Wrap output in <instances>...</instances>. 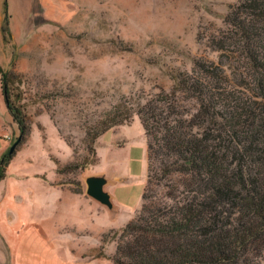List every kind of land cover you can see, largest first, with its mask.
Segmentation results:
<instances>
[{
	"label": "rangeland",
	"instance_id": "obj_1",
	"mask_svg": "<svg viewBox=\"0 0 264 264\" xmlns=\"http://www.w3.org/2000/svg\"><path fill=\"white\" fill-rule=\"evenodd\" d=\"M237 1L61 0L50 10L10 0L7 11L13 33L4 40L0 28V65L9 74L11 98L21 105L30 132L0 181V223L12 215L7 208L42 206L50 214L88 220L87 242H91L100 239L95 226H101V219L103 226L107 220L109 232L133 218L141 206L147 169L146 138L137 115L102 134L94 144L97 162L74 171L70 164L92 157L86 150L84 127L118 103L139 109L156 106L162 96L167 102L158 105L167 115H203L199 103L179 90L172 78L179 71H201V64L220 73L223 69L221 79L212 82L248 99L251 81L240 47L219 46L221 39L233 34L228 17ZM8 122L0 97V125L11 137L1 139L0 152L5 143L4 152L8 151L17 137L15 124ZM88 176L104 178L110 205L90 196L98 202L84 206L51 182L56 179L62 188L86 193ZM113 238L111 233L100 243L110 264L117 243ZM29 247L30 256L44 250L33 239Z\"/></svg>",
	"mask_w": 264,
	"mask_h": 264
},
{
	"label": "trees",
	"instance_id": "obj_2",
	"mask_svg": "<svg viewBox=\"0 0 264 264\" xmlns=\"http://www.w3.org/2000/svg\"><path fill=\"white\" fill-rule=\"evenodd\" d=\"M1 27L11 34L6 0ZM231 36L219 46L240 47L251 90L248 99L217 83L212 65L172 75L179 90L203 115H167L156 106L113 105L85 126L88 155L74 171L97 162L95 142L108 129L137 115L146 138V179L141 206L119 229L101 235L117 239L113 264H261L264 256V0H238L229 12ZM205 73V76L202 74ZM208 76V77H207ZM0 65V90L18 128L15 148L0 156V180L30 132L27 116ZM212 79L216 81L212 82ZM245 87L243 84H239ZM259 100V101H258ZM223 102V104H222ZM165 107V106H164ZM14 143V142H13ZM10 149V148H9ZM60 173L58 161L54 162ZM104 255L103 245L97 248Z\"/></svg>",
	"mask_w": 264,
	"mask_h": 264
},
{
	"label": "crops",
	"instance_id": "obj_3",
	"mask_svg": "<svg viewBox=\"0 0 264 264\" xmlns=\"http://www.w3.org/2000/svg\"><path fill=\"white\" fill-rule=\"evenodd\" d=\"M5 0H3L4 3ZM27 4L31 2L34 8L44 7L52 9L58 1L61 0H25ZM10 0H7L9 4ZM2 3V4H3ZM52 14V13H51ZM4 9L2 16L3 25ZM10 29V26H9ZM10 32L11 29H10ZM13 33V32H12ZM0 97L4 103L5 109L9 114V120L15 124L14 134H18V128L9 113L4 98L0 90ZM11 122H8L10 124ZM11 125H9L10 127ZM6 127L0 125V141L1 139L9 141L11 139L8 132H5ZM8 136V137H5ZM6 144V143H5ZM0 152V156L4 153L6 145ZM56 178V176H54ZM4 179V178H3ZM2 179V180H3ZM0 180V181H2ZM56 179L51 180L58 190L66 196L78 200L82 205H93L98 201H94L85 192H73L69 189L62 188L55 184ZM108 189L105 187L104 190ZM95 202V203H94ZM12 212V215L7 217V222L0 223V264H110L107 251L104 255H99L94 249H97L101 243V235L106 231V225H96L97 235L99 240L88 241V232L91 230L87 227L89 221L83 219L81 222L71 218L69 215L59 213H51L48 209L37 206L32 209H6ZM90 212V211H89ZM92 215V213H90ZM93 225V221H91ZM35 243L42 244L43 252H33L31 256L27 253L30 248V240Z\"/></svg>",
	"mask_w": 264,
	"mask_h": 264
},
{
	"label": "water",
	"instance_id": "obj_4",
	"mask_svg": "<svg viewBox=\"0 0 264 264\" xmlns=\"http://www.w3.org/2000/svg\"><path fill=\"white\" fill-rule=\"evenodd\" d=\"M16 144L17 141H15L10 146L9 150L12 151L15 148ZM104 183L105 180L101 176H88L86 178V193L99 202L110 205V195L107 191L104 190Z\"/></svg>",
	"mask_w": 264,
	"mask_h": 264
},
{
	"label": "built area",
	"instance_id": "obj_5",
	"mask_svg": "<svg viewBox=\"0 0 264 264\" xmlns=\"http://www.w3.org/2000/svg\"><path fill=\"white\" fill-rule=\"evenodd\" d=\"M5 137H8V136H5Z\"/></svg>",
	"mask_w": 264,
	"mask_h": 264
}]
</instances>
